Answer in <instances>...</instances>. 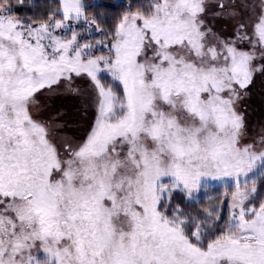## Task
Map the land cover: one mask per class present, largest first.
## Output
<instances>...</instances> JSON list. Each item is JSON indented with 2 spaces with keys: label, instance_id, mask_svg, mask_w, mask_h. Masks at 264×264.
<instances>
[{
  "label": "rangeland",
  "instance_id": "374dc122",
  "mask_svg": "<svg viewBox=\"0 0 264 264\" xmlns=\"http://www.w3.org/2000/svg\"><path fill=\"white\" fill-rule=\"evenodd\" d=\"M57 1L38 26L0 7V264H264V0H152L111 43ZM219 187L202 250L159 204Z\"/></svg>",
  "mask_w": 264,
  "mask_h": 264
},
{
  "label": "trees",
  "instance_id": "16d2710c",
  "mask_svg": "<svg viewBox=\"0 0 264 264\" xmlns=\"http://www.w3.org/2000/svg\"><path fill=\"white\" fill-rule=\"evenodd\" d=\"M233 1H235V6L240 5L236 4V0ZM82 2L85 17L91 18L99 31L98 35L92 36V40H100L106 43L115 40L119 26L128 15L137 13L149 15L153 10L152 0H82ZM0 7L8 9L7 15L10 18L26 25H47L51 21L63 19L58 11L59 3L57 0H0ZM241 9L239 10L240 13L247 12L245 11V4H242ZM104 81L107 82L105 79ZM256 83L258 84V82H255L256 94L253 95L252 101L257 110L263 113L264 76L258 85ZM115 88L119 91L117 86ZM257 110L254 112L259 113ZM221 190L220 187L210 189V192L217 194L211 201L204 198H200L198 201H189L181 192H174L170 194L168 199L159 204V211L163 212L167 218H173L177 215L184 219L186 221L184 233L189 242L205 250L222 235L227 227V201L223 200ZM263 202L264 180L258 184L255 196L248 200V204L257 208ZM211 204H221L218 221L209 218L206 214V210ZM198 228H200L201 236L199 242L193 238V233Z\"/></svg>",
  "mask_w": 264,
  "mask_h": 264
}]
</instances>
